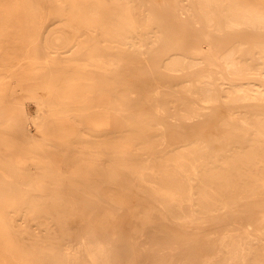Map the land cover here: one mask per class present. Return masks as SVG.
Segmentation results:
<instances>
[{
	"label": "bare ground",
	"instance_id": "6f19581e",
	"mask_svg": "<svg viewBox=\"0 0 264 264\" xmlns=\"http://www.w3.org/2000/svg\"><path fill=\"white\" fill-rule=\"evenodd\" d=\"M0 106V264H264V0H0Z\"/></svg>",
	"mask_w": 264,
	"mask_h": 264
},
{
	"label": "rangeland",
	"instance_id": "374dc122",
	"mask_svg": "<svg viewBox=\"0 0 264 264\" xmlns=\"http://www.w3.org/2000/svg\"><path fill=\"white\" fill-rule=\"evenodd\" d=\"M164 51H165L164 48H160L155 53L160 54ZM58 57L59 59H61V61H66L70 59L71 63H80L85 61V57H80V56L72 57L68 53H64L62 55H59ZM194 74H196V71L192 72L190 76H193ZM115 92L116 91H113V93ZM8 99L9 97L7 96L5 103H8ZM34 108H35V104L30 99H28L25 104V109L28 117ZM229 112H232V110L230 109ZM3 116H4V109L3 107L0 106V120L1 118H3ZM202 123L198 122L195 123V125L198 124L202 125ZM28 128L30 129L31 134L34 137L36 138L40 137V135L35 130H32L31 126H28ZM51 130H53L51 131V133L53 132L52 134L54 136V142L56 144H61L67 141L66 140L67 136L65 131H63V129H59L55 126H52ZM240 206H241L240 208L243 209L244 211V215H245L244 218L241 220H234L232 222L233 224L238 225L237 227H234L232 229L229 227L227 228V230L224 229L222 231H228L229 233H234L237 231L243 233L246 229L252 228L255 231L254 234L256 235V237H259L264 228V218H261L262 212H260L262 208L264 209V203L259 198H252V199L244 200L240 204ZM88 212H89L88 217L90 219L97 220L98 218L104 217L106 215V213L108 212V208L106 205L101 203L95 205H88ZM226 224L227 223L219 220V221L211 222L209 227L216 229L219 225H226Z\"/></svg>",
	"mask_w": 264,
	"mask_h": 264
}]
</instances>
